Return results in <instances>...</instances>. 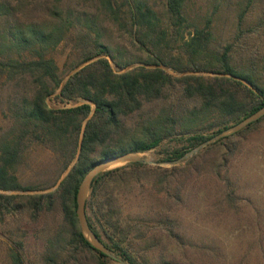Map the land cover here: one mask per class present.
I'll return each instance as SVG.
<instances>
[{
    "label": "rangeland",
    "instance_id": "obj_1",
    "mask_svg": "<svg viewBox=\"0 0 264 264\" xmlns=\"http://www.w3.org/2000/svg\"><path fill=\"white\" fill-rule=\"evenodd\" d=\"M144 1L158 18L148 31L132 28L123 0H112L113 16L104 12L101 0H23L19 16L22 22L33 19L51 25L57 22L56 11L64 21V39L47 53L62 80L73 73L70 69L93 40L107 45L117 61L129 62L124 71L151 67L145 65L148 53L137 40L141 37L167 64L162 69L174 77L188 74L178 72L187 65L217 69L226 52L231 65L252 75L264 88V0H189L187 20L177 28L169 24L166 0ZM196 30L203 32L200 46L190 42ZM110 64L118 72L112 61ZM196 75L205 79L218 76L204 71ZM175 85L164 99L145 104L127 120L130 139L145 140L148 135L143 132L170 126L171 120L172 130L185 132L184 136L211 133L215 114L208 118L197 110L191 112L194 104L181 96L179 83ZM7 98L9 92L0 89V135L12 125ZM81 103H61L55 96L46 99L52 109ZM177 133L139 153L143 164L161 169L144 171L131 183V190H119L127 196L121 194L117 199L118 218L132 228L122 235L124 245L139 264H264V119L239 135L207 145L183 162L163 164L165 153L189 148L187 141L171 140L180 136ZM25 148V162L18 171L21 182L50 185L60 168L58 156L36 143H26ZM177 165L195 169L178 193L172 190L173 183L171 190H165V182L170 183L165 169ZM62 223L57 207L37 219L30 218L26 210L12 214L4 210L0 213V264H12L13 253L21 256L23 264H47L45 257L55 255L47 250ZM68 250L67 245L55 264H99L98 255L89 249L71 254Z\"/></svg>",
    "mask_w": 264,
    "mask_h": 264
},
{
    "label": "trees",
    "instance_id": "obj_2",
    "mask_svg": "<svg viewBox=\"0 0 264 264\" xmlns=\"http://www.w3.org/2000/svg\"><path fill=\"white\" fill-rule=\"evenodd\" d=\"M123 1L132 28L138 31L146 28L148 31L152 21H158L156 12L144 0ZM188 1L166 0L170 26L177 28L187 20L185 7ZM101 3L105 13L115 15L112 0H101ZM24 6L23 0H0V83L3 81L0 89L9 92L8 112L12 118V125L0 135V191L41 193H0V213L26 210L30 218L37 219L57 207L63 223L47 250L48 254L55 251V255H47L46 263L55 264L68 245L70 254L77 249H89L98 255L99 264H105L103 259L109 258L92 248L78 227L76 194L82 178L103 158L123 152L150 151L164 137L177 133L172 130L174 120H171L170 126L163 124L153 132H143L148 135L145 140L130 139L127 120L140 112L145 104L164 99L168 91L175 89L176 83H179L181 96L194 104L191 112L197 110L208 118L211 113L215 114L213 128L209 126L210 134L184 136L185 132H178L180 136L171 139L184 140L189 145V148L165 153L163 162H172L261 109L264 88L252 75L231 65L226 52L217 69L187 65L178 72L188 74L174 77L162 69L161 66L167 64L141 37L137 40L148 53L145 65L151 67L138 66L124 71L130 63L117 61L107 45L93 40L91 48L84 51L70 69L73 73L62 80L57 64L47 57V53L64 39V21L53 11L57 19L54 24L42 25L33 19L22 22L19 15L23 14ZM202 36V30H196L190 42L200 46ZM110 61L119 73L113 70ZM203 71L218 76L205 79L196 75ZM228 84L235 90H231ZM51 96L65 104L77 100L83 103L52 109L46 104V99ZM215 126L219 128L212 131ZM26 143L39 144L58 156L60 168L50 185L36 187L21 182L18 171L25 162ZM159 169L143 163H129L103 172L94 178L85 202L91 230L108 249L131 264L139 262L124 245L122 235L126 229L130 231L132 228L130 224L122 225L118 218L117 199L121 194L127 196L119 190H131L130 185L138 180L139 174ZM165 171L169 172L170 178L169 185L165 182V190H171L173 183L172 190L178 193L184 190L185 182L195 169L177 165ZM55 185L56 189L46 191ZM11 258L12 264H23L18 253H13Z\"/></svg>",
    "mask_w": 264,
    "mask_h": 264
},
{
    "label": "water",
    "instance_id": "obj_3",
    "mask_svg": "<svg viewBox=\"0 0 264 264\" xmlns=\"http://www.w3.org/2000/svg\"><path fill=\"white\" fill-rule=\"evenodd\" d=\"M264 117V106L251 114L244 120L239 123L227 128L226 130L218 133L207 141L203 142L193 150L186 153L184 156L179 158L178 160L172 162H163V164L175 165L180 162H183L188 157L196 154L200 149L206 147L209 144L214 143L215 141L229 137L240 130L247 127L249 124L258 121L260 118ZM145 161L140 157L139 153L132 152H123L119 154H114L109 157L103 158L97 161L92 168L84 175L82 178L76 194V217L78 227L84 238L89 242L92 248L96 249L101 254L105 255L112 261L118 264H131L125 260H123L119 255L108 249L103 242L96 236V234L91 230L89 223L85 214V202L90 192L91 184L95 177L99 174L112 170L117 167L124 166L129 163H144Z\"/></svg>",
    "mask_w": 264,
    "mask_h": 264
}]
</instances>
